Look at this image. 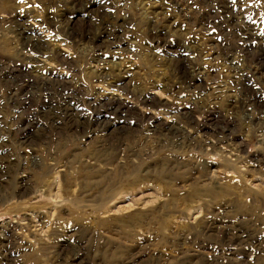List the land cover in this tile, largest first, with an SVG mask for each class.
Here are the masks:
<instances>
[{"label": "rangeland", "instance_id": "1", "mask_svg": "<svg viewBox=\"0 0 264 264\" xmlns=\"http://www.w3.org/2000/svg\"><path fill=\"white\" fill-rule=\"evenodd\" d=\"M74 1L0 0V264H264V0Z\"/></svg>", "mask_w": 264, "mask_h": 264}, {"label": "bare ground", "instance_id": "2", "mask_svg": "<svg viewBox=\"0 0 264 264\" xmlns=\"http://www.w3.org/2000/svg\"><path fill=\"white\" fill-rule=\"evenodd\" d=\"M76 1V0H75ZM74 1V2H75ZM79 3V2H78ZM77 3V4H78ZM83 6V5H82ZM74 8V7H73ZM91 10V9H90ZM70 12V11H69ZM87 12H89V11H87ZM81 14H82V11H81ZM85 17V16H84ZM83 17V18H84ZM85 19H87V17L85 18ZM84 19V20H85ZM73 20V19H72ZM72 20H70V27H73V26H75L77 23L75 22V20L74 21H72ZM87 22V21H86ZM85 21L83 22V23H86ZM91 22V21H90ZM66 23V22H65ZM69 23H68V25H69ZM89 26H90V24H89ZM160 26V25H159ZM67 28H69V27H67ZM113 28V27H112ZM73 29H74V27H73ZM71 30V29H70ZM22 31V30H21ZM95 32V31H94ZM114 32H115V30H114ZM114 32H113V29L112 30H109V28L107 29H104V30H98V32L97 33H94V34H92V37H91V42L93 43V46L95 45V46H97V47H99V48H103V46H106V47H110V46H112L113 44H114V42H113V37H114ZM26 35V34H25ZM21 36V35H20ZM23 37V36H22ZM27 37H28V35H27ZM30 37V36H29ZM33 38V37H32ZM30 39H31V37H30ZM26 40V39H25ZM29 40V39H28ZM115 40V39H114ZM34 41V40H33ZM29 42V41H28ZM91 43V44H92ZM32 44V43H31ZM33 45V44H32ZM94 46V47H95ZM96 48V47H95ZM258 64V63H257ZM182 68H184V67H182ZM190 74V73H189ZM48 78V77H47ZM192 79V78H191ZM192 82V81H191ZM244 83V82H243ZM245 84V83H244ZM244 86H246V85H244ZM59 87V86H58ZM245 88V87H244ZM247 89H250L251 90V87L250 86H248L247 88H246V93H245V97H246V99H245V101H247L249 104H251V106H254V107H256V106H258V103H257V100H256V93H254L252 90H251V92L254 94V95H249V93L247 92ZM253 89V88H252ZM251 92H250V94H251ZM67 101V100H66ZM114 101V100H113ZM117 101V100H116ZM144 102H147V99H145L144 100ZM247 102H244L245 104H247ZM113 103V102H112ZM116 103V102H115ZM242 103H243V101H242ZM244 103H243V105H244ZM109 104H110V101H109ZM62 105V104H61ZM65 105V104H64ZM66 105H68L67 103H66ZM112 105V104H111ZM49 106V105H48ZM248 107V106H247ZM50 108V107H49ZM71 108V107H70ZM69 108V109H70ZM45 109V108H44ZM52 109V108H51ZM63 110V109H62ZM117 111V110H116ZM54 112V111H53ZM69 112V111H68ZM72 113V112H71ZM57 114V113H56ZM60 114V113H59ZM63 114V113H62ZM188 116V115H187ZM191 117V116H190ZM69 118V117H68ZM101 120H103V119H101ZM188 120V119H187ZM257 120V119H256ZM95 122V121H94ZM100 123V122H99ZM98 123V124H99ZM101 124H102V122H101ZM100 125V124H99ZM98 125V126H99ZM100 127V126H99ZM101 127H102V125H101ZM105 129L108 127V126H106V123L104 124V126H103ZM24 133V132H23ZM176 133V132H175ZM219 133V132H218ZM229 135H226L225 137H228ZM221 138H223V137H221ZM229 138V137H228ZM223 140V139H222ZM228 140V139H227ZM226 140V141H227ZM261 163V162H260ZM97 181V180H96ZM94 188V187H93ZM6 236V235H5ZM237 237H236V239L237 240H239V241H242L243 239H244V237H245V234H237L236 235ZM10 240V239H9ZM11 241V240H10ZM263 243V242H262ZM0 244H2V243H0ZM6 244V243H5ZM6 245H10V244H6ZM3 247H5V246H3ZM263 248V247H262ZM3 249H5V248H3ZM8 249V248H7ZM10 253H12V252H10ZM5 256H6V254H5ZM9 256V255H8ZM5 258V257H4Z\"/></svg>", "mask_w": 264, "mask_h": 264}]
</instances>
